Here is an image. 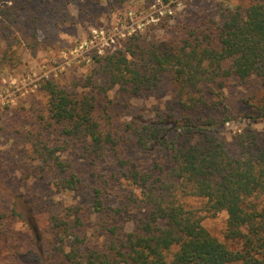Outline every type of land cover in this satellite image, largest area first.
<instances>
[{
  "label": "trees",
  "instance_id": "16d2710c",
  "mask_svg": "<svg viewBox=\"0 0 264 264\" xmlns=\"http://www.w3.org/2000/svg\"><path fill=\"white\" fill-rule=\"evenodd\" d=\"M241 1L181 23L173 40L134 35L124 48L99 55L93 73L70 86L42 83L46 114L28 131L40 160L35 175L53 182L54 192L78 189L83 180L73 169L76 151L88 159L94 180L92 205L50 214L60 240H70L69 264H264V134L247 128L229 142L222 126L228 117L193 121L159 114L152 120L131 113L122 126L114 111L166 80L189 112L208 105L211 95L222 96L231 79L264 83V0ZM31 2L0 6V36L9 35L20 16L31 19ZM12 45L7 56L0 49V64L13 60ZM114 89L116 101L110 98ZM249 108L245 118L264 119V89ZM133 148L141 158L131 155ZM163 151L171 155L160 158ZM124 183L132 187L123 189ZM114 195L123 206L110 205ZM188 197L203 206H190ZM125 211L131 229L119 220ZM222 212L227 237L242 247L231 248L204 225L206 215ZM15 214L0 215V233H7ZM93 214L89 231L85 217L91 222Z\"/></svg>",
  "mask_w": 264,
  "mask_h": 264
},
{
  "label": "rangeland",
  "instance_id": "374dc122",
  "mask_svg": "<svg viewBox=\"0 0 264 264\" xmlns=\"http://www.w3.org/2000/svg\"><path fill=\"white\" fill-rule=\"evenodd\" d=\"M12 2L0 0V6ZM239 2L242 1L32 0L31 19L20 16L9 35L0 36L2 53L5 51L7 56L6 48L13 44L14 55L12 61L0 64V215L17 211L7 233H0V264H69L65 253L70 250V240H60L50 214L61 215L72 206L88 207L94 201L89 161L76 151L72 152L73 169L83 180L78 189L54 192L53 182L37 177L33 171L40 160L35 159L28 131L39 122L40 113L46 114L47 97L42 83L51 79L70 86L93 73L99 55L124 48L134 35L157 41L173 40L179 35L181 23H189L201 13L216 15L222 8ZM263 89L264 83L254 77L247 81L231 79L222 96L211 95L208 105L189 112L177 103L176 86L166 80L160 89L123 101L114 111L122 126L131 113L152 120H157L159 114L190 116L193 121L215 117L221 122L228 117L222 125L223 135L233 142L234 136L247 128L264 134V119L252 121L244 117L251 111L249 101ZM117 97V90H112L110 98L116 101ZM174 135L170 133V137ZM131 155L142 156L137 148L131 150ZM170 155L169 151H163L159 157L167 159ZM68 156L69 152L62 155ZM131 187L123 184V189ZM187 201L198 208L204 203L195 197H188ZM109 203L116 207L124 205L115 195L109 198ZM227 217L226 212L206 215L203 223L231 248H240L241 242L226 235ZM85 220L86 228L94 231L95 214L91 215V222L87 217ZM119 220L126 229L133 227L127 211ZM89 236L92 237L90 233Z\"/></svg>",
  "mask_w": 264,
  "mask_h": 264
},
{
  "label": "built area",
  "instance_id": "2783aa9c",
  "mask_svg": "<svg viewBox=\"0 0 264 264\" xmlns=\"http://www.w3.org/2000/svg\"><path fill=\"white\" fill-rule=\"evenodd\" d=\"M97 32V31H96ZM114 41V40H113Z\"/></svg>",
  "mask_w": 264,
  "mask_h": 264
}]
</instances>
